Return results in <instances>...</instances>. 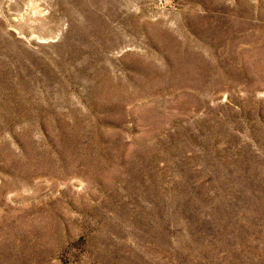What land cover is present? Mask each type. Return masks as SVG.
<instances>
[{
	"label": "rangeland",
	"instance_id": "374dc122",
	"mask_svg": "<svg viewBox=\"0 0 264 264\" xmlns=\"http://www.w3.org/2000/svg\"><path fill=\"white\" fill-rule=\"evenodd\" d=\"M0 264H264V0H0Z\"/></svg>",
	"mask_w": 264,
	"mask_h": 264
}]
</instances>
